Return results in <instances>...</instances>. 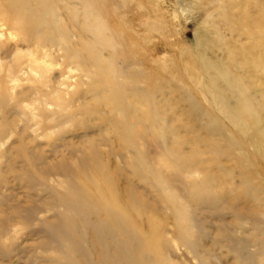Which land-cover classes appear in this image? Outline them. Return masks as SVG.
<instances>
[{
  "label": "rangeland",
  "instance_id": "374dc122",
  "mask_svg": "<svg viewBox=\"0 0 264 264\" xmlns=\"http://www.w3.org/2000/svg\"><path fill=\"white\" fill-rule=\"evenodd\" d=\"M263 97L264 0H0V264H264Z\"/></svg>",
  "mask_w": 264,
  "mask_h": 264
},
{
  "label": "bare ground",
  "instance_id": "6f19581e",
  "mask_svg": "<svg viewBox=\"0 0 264 264\" xmlns=\"http://www.w3.org/2000/svg\"><path fill=\"white\" fill-rule=\"evenodd\" d=\"M241 71V70H240ZM236 72V71H235ZM226 73V72H225ZM242 83V82H241ZM241 85V84H240ZM242 85H243V83H242ZM264 98V97H263ZM122 130V129H121ZM262 143V145H264V140H263V142H261ZM95 227V226H94ZM90 232V231H89Z\"/></svg>",
  "mask_w": 264,
  "mask_h": 264
}]
</instances>
